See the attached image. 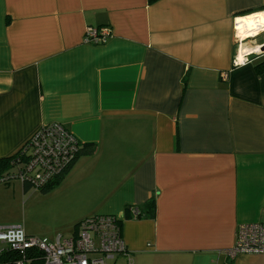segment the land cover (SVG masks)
<instances>
[{
  "label": "crops",
  "instance_id": "obj_1",
  "mask_svg": "<svg viewBox=\"0 0 264 264\" xmlns=\"http://www.w3.org/2000/svg\"><path fill=\"white\" fill-rule=\"evenodd\" d=\"M261 12L264 0H0V158L51 122L94 147L46 192L0 182V227L52 241L113 215L127 252L108 264H264L224 253L239 224L264 221V31L248 22ZM88 26L110 35L86 43ZM237 51L248 61L234 65ZM31 195H58L55 230L29 226Z\"/></svg>",
  "mask_w": 264,
  "mask_h": 264
},
{
  "label": "built area",
  "instance_id": "obj_2",
  "mask_svg": "<svg viewBox=\"0 0 264 264\" xmlns=\"http://www.w3.org/2000/svg\"><path fill=\"white\" fill-rule=\"evenodd\" d=\"M109 35L108 27L88 26L84 42L104 43ZM238 41L239 49L244 39ZM238 54L237 51L234 65L248 61V52L242 53L241 59ZM80 144L61 123L41 125L21 146L20 154L25 160L12 173L2 176L0 182L12 179L27 180L34 185L45 182L76 154ZM131 211L134 215L138 213L135 208ZM0 244V264H108L116 255L127 252L118 219L104 214L81 220L71 235H58L52 241L28 235L20 225L1 226ZM224 253L228 257L264 254V221L239 224L235 243Z\"/></svg>",
  "mask_w": 264,
  "mask_h": 264
},
{
  "label": "trees",
  "instance_id": "obj_3",
  "mask_svg": "<svg viewBox=\"0 0 264 264\" xmlns=\"http://www.w3.org/2000/svg\"><path fill=\"white\" fill-rule=\"evenodd\" d=\"M149 2L155 1V0H148ZM260 70H264V62L261 63ZM20 149L21 147L13 154L0 158V178L6 174L12 173L14 171V168L18 165H20L24 160L25 157L23 154H20ZM94 150V147L92 145H83L82 143L80 144L78 151L76 154L53 176L50 177L49 180L42 182V183H31L30 181H22V190L24 193H28L31 190H36L39 192H46L50 190L55 184H57L63 176L70 170V168L73 166L79 155L81 154H90ZM8 183V182H4ZM148 207L145 213H147L150 217L154 215V204L153 201L150 200L147 203ZM135 208V207H134ZM137 209V208H135ZM131 210V208L129 209ZM138 213L135 214V216H140V212L137 209ZM94 216V215H93ZM89 218V217H88ZM86 219V218H85ZM84 220V219H82ZM81 221V220H80ZM79 221V222H80ZM78 222L75 224L74 229ZM118 224L120 225V222L118 221Z\"/></svg>",
  "mask_w": 264,
  "mask_h": 264
},
{
  "label": "rangeland",
  "instance_id": "obj_4",
  "mask_svg": "<svg viewBox=\"0 0 264 264\" xmlns=\"http://www.w3.org/2000/svg\"><path fill=\"white\" fill-rule=\"evenodd\" d=\"M31 196L32 198L30 199L27 205V209L29 212V217L27 219V222L29 223V226L37 230H40L42 234L55 230L58 227L57 226L58 222L56 220L58 215L55 212H51V209H49V204L51 203L57 204L58 195H31ZM63 204L62 202H60V206L58 208L63 207ZM19 225L21 227L23 226L22 223Z\"/></svg>",
  "mask_w": 264,
  "mask_h": 264
},
{
  "label": "bare ground",
  "instance_id": "obj_5",
  "mask_svg": "<svg viewBox=\"0 0 264 264\" xmlns=\"http://www.w3.org/2000/svg\"><path fill=\"white\" fill-rule=\"evenodd\" d=\"M248 22H249V25L252 27L264 26V13H262V12L261 13H254L250 17V20Z\"/></svg>",
  "mask_w": 264,
  "mask_h": 264
},
{
  "label": "water",
  "instance_id": "obj_6",
  "mask_svg": "<svg viewBox=\"0 0 264 264\" xmlns=\"http://www.w3.org/2000/svg\"><path fill=\"white\" fill-rule=\"evenodd\" d=\"M264 28V26H262ZM260 51H264V46L261 47Z\"/></svg>",
  "mask_w": 264,
  "mask_h": 264
}]
</instances>
